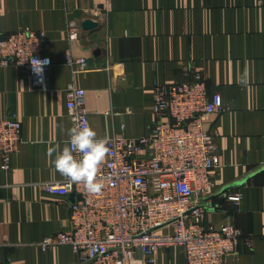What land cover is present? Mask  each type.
Masks as SVG:
<instances>
[{
    "label": "crops",
    "instance_id": "crops-1",
    "mask_svg": "<svg viewBox=\"0 0 264 264\" xmlns=\"http://www.w3.org/2000/svg\"><path fill=\"white\" fill-rule=\"evenodd\" d=\"M86 19L97 25L83 28ZM72 21L79 25L76 40L68 36ZM26 27L45 32L42 53L52 65L46 90L34 88L20 67L0 66V119L22 122L8 170L0 156V264L78 263L68 244L40 246L70 228L77 198L42 188L64 178L46 152L68 139L69 84L85 89L98 138H136L155 121V85L191 80L197 72L223 100L206 122L220 164L203 200L204 220L242 231L228 264H264V0H0V38ZM69 53L86 57L91 68L72 72ZM238 192L239 204L228 199ZM155 264L187 263L183 249L172 245L158 249Z\"/></svg>",
    "mask_w": 264,
    "mask_h": 264
},
{
    "label": "built area",
    "instance_id": "built-area-1",
    "mask_svg": "<svg viewBox=\"0 0 264 264\" xmlns=\"http://www.w3.org/2000/svg\"><path fill=\"white\" fill-rule=\"evenodd\" d=\"M68 36L79 38L76 21L70 22ZM44 37V31L26 27L0 38V66L20 67L33 87L42 90L48 88L52 65L42 53ZM33 58L49 61L42 83L32 71ZM67 64L74 73L91 68L86 57L70 53ZM222 108L221 94L209 93L199 72L191 80L156 84L150 132L136 138L117 133L107 138L111 151L101 166L100 194H89L82 185L69 188L65 178L42 183L47 192L77 196L70 204V228L43 238L42 249L68 244L79 256L77 264H155L159 248L178 245L187 264H228L242 231L230 222L206 223L203 203L220 164L215 136L206 122ZM66 109L71 127L74 119L90 125L83 87L68 85ZM21 142L20 118L0 119L3 170L10 168L11 154ZM227 197L236 204L241 201L239 192ZM162 228L168 231L161 232ZM246 243L250 246L252 238Z\"/></svg>",
    "mask_w": 264,
    "mask_h": 264
},
{
    "label": "clouds",
    "instance_id": "clouds-1",
    "mask_svg": "<svg viewBox=\"0 0 264 264\" xmlns=\"http://www.w3.org/2000/svg\"><path fill=\"white\" fill-rule=\"evenodd\" d=\"M48 63L47 59H31L32 71L38 82H43L44 67ZM240 82L246 81L242 79ZM67 136L62 148L59 144L47 147L49 161L68 182L69 188L73 184L82 185L89 194H100L104 188L100 170L111 151L108 147L109 140L106 137L98 138L96 131L86 121L79 122L75 119Z\"/></svg>",
    "mask_w": 264,
    "mask_h": 264
},
{
    "label": "water",
    "instance_id": "water-1",
    "mask_svg": "<svg viewBox=\"0 0 264 264\" xmlns=\"http://www.w3.org/2000/svg\"><path fill=\"white\" fill-rule=\"evenodd\" d=\"M96 25H97V22L94 21L93 19H86L83 21V28H85V29L93 28Z\"/></svg>",
    "mask_w": 264,
    "mask_h": 264
}]
</instances>
